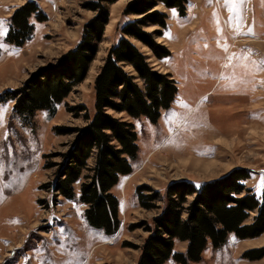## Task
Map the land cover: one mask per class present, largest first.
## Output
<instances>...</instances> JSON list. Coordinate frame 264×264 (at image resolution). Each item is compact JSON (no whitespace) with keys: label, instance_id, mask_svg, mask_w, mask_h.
<instances>
[{"label":"rangeland","instance_id":"1","mask_svg":"<svg viewBox=\"0 0 264 264\" xmlns=\"http://www.w3.org/2000/svg\"><path fill=\"white\" fill-rule=\"evenodd\" d=\"M29 1L39 5L47 20L40 23L32 17V37L15 48L6 42L9 19ZM92 1L0 0V264H137L148 236L142 226L152 225L164 205L166 187L174 182L198 187L242 170L249 174L242 182L246 189L261 197L264 0H187L184 16L157 5L154 10L167 15L166 29L148 24L143 30L165 45L170 56L157 61L149 49L131 41L156 71L172 76L178 90L157 123L143 117L125 119L134 125L138 152L130 163L132 173L113 188L119 202L118 232L109 237L87 224L86 206L78 202L80 182L74 186L73 200L56 196L52 186L62 154L75 138L74 133L59 135L56 129L85 126L83 114L69 112L71 107L83 104L93 115L99 69L122 36V27L140 18L124 15L130 0L109 6V22L85 80L56 106L53 116L40 111L24 124L13 114L14 101L5 98L35 70L74 48L83 25L94 16L86 8ZM243 36L252 40H234ZM142 185L159 193L155 205L160 209L139 205L136 191ZM192 200L188 197L187 203ZM255 216L251 212L245 224H252ZM185 247L176 241L173 252L185 253ZM260 248L264 233L247 239L229 234L219 249L208 246L200 262L188 264H264V256L243 257ZM165 264L177 263L170 258Z\"/></svg>","mask_w":264,"mask_h":264},{"label":"trees","instance_id":"2","mask_svg":"<svg viewBox=\"0 0 264 264\" xmlns=\"http://www.w3.org/2000/svg\"><path fill=\"white\" fill-rule=\"evenodd\" d=\"M117 1L88 2L86 8L94 16L83 25L74 48L35 70L22 87L8 92L5 99L14 101L13 114L24 124H30L40 111L53 116L56 106L85 80L109 22V6ZM186 4L187 0H130L124 15L140 18L122 27V36L111 46L99 69L94 81L93 115L83 104L71 107L69 112L83 114L85 126L56 129L59 135L74 133L75 138L62 154L63 164L52 189L56 196L73 200L74 186L80 182L78 202L86 206L85 220L106 236L112 237L120 228L119 202L112 189L121 177L132 173L130 163L138 152L134 125L125 119L143 117L157 123L162 112L171 107L178 90L172 76L156 71L131 40L149 49L157 61L166 59L170 56L169 49L143 27L149 24L165 30L167 15L155 11V7L176 9L179 16H184ZM32 17L40 23L47 20L35 1L26 2L14 11L9 19L8 44L20 48L32 37ZM158 36L162 37V33ZM248 177L246 171L233 170L198 187L187 181L171 183L166 187L161 209L155 205L159 193L146 185L139 187L136 191L139 205L160 209V213L151 226H142L148 236L140 248L137 264H165L170 258L177 264L198 263L208 246L219 249L229 234L247 239L264 233V188L261 197H256L242 183ZM190 196L193 200L187 203ZM251 212H256V216L252 224L246 225ZM176 241L186 244L185 253L173 252ZM263 256L264 248L243 255L250 260Z\"/></svg>","mask_w":264,"mask_h":264},{"label":"crops","instance_id":"3","mask_svg":"<svg viewBox=\"0 0 264 264\" xmlns=\"http://www.w3.org/2000/svg\"><path fill=\"white\" fill-rule=\"evenodd\" d=\"M174 10H176V9H174ZM178 12V11H177ZM179 14V13H178ZM235 41H237V42H248V41H250V40H252V38H249V37H245V36H243V37H239V38H237V39H234ZM246 45V44H245ZM245 48V50L247 51V46H244ZM163 60H165V59H163ZM113 190L114 189H112V192H113Z\"/></svg>","mask_w":264,"mask_h":264},{"label":"snow or ice","instance_id":"4","mask_svg":"<svg viewBox=\"0 0 264 264\" xmlns=\"http://www.w3.org/2000/svg\"><path fill=\"white\" fill-rule=\"evenodd\" d=\"M226 2H227V0H226Z\"/></svg>","mask_w":264,"mask_h":264}]
</instances>
